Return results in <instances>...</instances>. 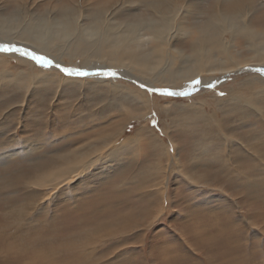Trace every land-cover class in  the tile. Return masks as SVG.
<instances>
[{
    "label": "rangeland",
    "instance_id": "obj_1",
    "mask_svg": "<svg viewBox=\"0 0 264 264\" xmlns=\"http://www.w3.org/2000/svg\"><path fill=\"white\" fill-rule=\"evenodd\" d=\"M77 1H81L84 7L81 9L87 16L83 20L85 25H90L97 14H102L103 17L106 8L104 3L102 5V0H0V16H6L9 20L21 2V6L27 10L20 9V13L17 14L19 17L16 18L17 23L12 20L10 26L27 25L28 17L24 13L34 15V19L39 23L47 21L48 15L63 18V15L71 14L72 19V16L80 14L77 10L80 8ZM136 2L141 0H127L126 4L132 6ZM139 10L136 12L134 10L130 14L140 13ZM142 11L147 13L144 8ZM122 16L120 18V15H116V20L130 19L128 15ZM253 22L258 26L264 25V10L256 15ZM42 31L46 32L45 29ZM14 43L16 44V41ZM35 51L31 50L33 53ZM6 54L11 64L19 65L16 58V54L21 56L19 53ZM25 56L41 69L46 68L56 74L78 78L62 71L66 65L58 63L48 55H38L55 62L48 67L37 64L35 60ZM67 66L77 70L76 65ZM98 68L94 72L93 69H89L87 78L106 71L102 66V69ZM253 72H257V69ZM23 80L11 79L0 82V119H5L8 117L7 112L17 109V100H21V95L17 94L15 83L20 84L22 88ZM226 80L227 78L213 84H204L205 86L198 88L195 94L185 93L180 96L179 93H174L170 96L174 95L178 102H182L183 99L186 101L206 97L208 99L212 95H219V90ZM3 84L6 85L1 86ZM11 84L13 85L10 86ZM69 88L65 86L64 94L62 93L55 101L57 110H54L53 106L46 111L40 108L41 100L47 102L55 91L54 85L49 82L41 83L25 100L28 108L24 111L23 123L34 120L33 110L37 113L39 110L42 113L39 119L42 123L38 122L36 126L33 124V127L35 126L33 129L44 131L46 121L51 126L48 132L34 136L35 140L32 139L31 128L28 133L31 137H27L26 130L23 131L22 127L17 125V115L11 120L14 122L12 126L8 122L0 121V128H6V132L2 138L0 137L2 154L0 160L3 161H0V264H264V169L258 168L259 161L264 164V118L251 114L245 120H241L246 123L244 126L241 121L231 120L229 121L231 124L228 122L226 124L229 125L220 127L230 131L237 138L233 147L241 153L243 159L239 163L241 164L239 172L245 171L252 179V183L241 179L240 182L235 178L237 172L230 173L229 170L228 174L218 161V158H224L228 151L225 141L217 142L216 138L221 133L219 130L213 129L212 135L210 133L206 137V127L203 125L194 126L189 121H179L181 119H176L177 122L173 125L164 119L163 115L159 117L155 113L148 121L145 118L132 119L136 113L124 116L111 107L102 109L98 114V107L103 101L107 102L109 97L118 100V93L100 92V97L99 94L84 89V95L72 100L75 91ZM153 94L155 93L150 92L149 96ZM121 101L128 112L131 108L124 100ZM66 104L74 106L66 107ZM159 104H164V100L160 99ZM75 120L77 123H73ZM125 120L126 122L129 120V123L122 132V140L134 136L143 124H147L151 131L142 133L143 135L138 137L140 140L136 139L131 153L126 152L124 144L122 150L125 152L121 150L122 154L119 155L121 163H116L112 158L111 163L98 167L97 171L88 172L90 174L86 181H75L70 189L69 184H65L47 195L45 188L39 191L37 187L29 185L28 192L26 191L25 178L27 175L32 177L35 173L31 171L34 167L32 163L40 165L50 160L54 147L60 148L62 145L61 148L68 149L67 135L71 133L70 140L76 143L84 137L83 144L90 147L100 132H106L117 124L121 128V125L123 127L126 123ZM13 127L20 129L18 130L20 142L15 144L8 140L9 131H12ZM23 138L28 139L24 141ZM239 138L242 139L247 151H239L236 148L238 142H241ZM121 139L118 143L122 141ZM204 140H208L209 143L202 149ZM32 141L33 151L28 154L27 149L23 150L25 148L23 146ZM16 147L18 150L13 151L12 148ZM234 149L231 151L236 153ZM176 154L177 156L173 158ZM230 155L235 157V154ZM253 183L256 184L255 187ZM36 191L41 193L37 195L35 202L31 196ZM57 191L60 193H56ZM85 191L88 193L81 194ZM152 197H156L153 208L156 206L159 211L157 214L153 211L154 215H147L146 210L150 207L149 201H153ZM97 212L98 215L95 214ZM119 216L127 217L123 221Z\"/></svg>",
    "mask_w": 264,
    "mask_h": 264
},
{
    "label": "bare ground",
    "instance_id": "obj_2",
    "mask_svg": "<svg viewBox=\"0 0 264 264\" xmlns=\"http://www.w3.org/2000/svg\"><path fill=\"white\" fill-rule=\"evenodd\" d=\"M102 1V5L104 3V8H106L103 11V17H101L102 14H97L90 25L83 23L87 16L83 14L82 9L84 7L81 1H77V6L80 7L77 10L80 14L72 16V19L71 14H68L69 16L63 15V18L46 15L47 21L43 20V22L39 23L37 19H34V15L24 13L28 17L27 25L15 26L14 24L10 26L11 21L16 22V18L19 17L17 14L20 13V9L27 10V8L21 6V2L17 11L10 16L9 20H7L6 16H0V44L7 43L10 45L12 43L14 46L24 48L30 52L31 50L34 52L35 49L37 55H48L58 63L66 65L65 67H68V69L71 68L67 65H76V69L79 71L88 72L89 69H93L94 72L100 67V69L111 70L115 73L114 76L93 74V76L90 75V78L71 75L78 77L74 78L50 72L46 68L41 69L26 56L22 57L18 54H16V58L19 65L15 66L7 59L8 54L0 53V82L3 80L24 79L22 88H20V84L17 85L15 83L17 94L21 95V100H17L18 104L17 106L15 105L17 109L7 112L8 117L0 119L1 123L8 122L12 126L14 122L11 120L14 115H17V125L22 127L23 131L26 130L27 137H31L28 134L30 128L33 131V140H35L37 134L48 132L51 129L48 121L43 126L45 128L44 131L41 130L39 132L33 129L38 122L42 123V120H39L42 115L39 110L38 113L33 110L32 117L34 120L26 123L22 121L24 111L28 108L25 100L44 82L52 83L55 89L47 102L42 100L40 102V108L45 111L51 106H53L54 110H57L58 107L55 101L61 97L62 93L64 94L63 88L65 86H69L70 90L75 91L72 100L84 95V89L86 91L89 89L93 93L99 94V96L100 92L107 94L118 93V100H113L108 96L107 102L103 101L101 105L99 104L98 108L101 109H98L97 113L99 114L102 109L105 110L111 107L118 114L130 115L136 113V116L132 119L143 120L145 118L147 121L155 113L159 117L163 115L164 119L172 122L173 125L177 122L176 119L189 121L194 126L203 125L206 127L207 132L205 136L210 133L212 135L213 129L219 130L218 132L221 133L216 138L218 139L217 142L225 141L228 148L224 158H218L220 164L222 163V169L226 170L228 174L232 171L234 173L237 172L235 178L244 182L251 181L252 183V179L245 171L239 172L241 167L239 163L243 159L240 155L241 153L233 147V143L237 138L230 131L223 130V127L222 129L220 127L225 126L231 120L236 122H240L242 119L245 120L251 114L264 118V75L260 71L253 72L255 69L264 70V25L258 26L253 22L256 15L264 10V0H141V2H136L132 6H127V0ZM73 4L75 5V2ZM141 8H144L147 13L145 14ZM134 10L135 12L139 10L140 13L130 14ZM116 15H120V18L123 17L122 15H128L127 17L129 18L130 16V19L116 20ZM24 20L23 22H25ZM258 23L260 24V22ZM44 29L46 32L42 31ZM13 41H16V44ZM10 54L14 55L13 53ZM225 78L227 80L219 90V95H210L211 97L208 99L207 97L196 100L189 98L191 101L183 99L182 102H178L174 99V95L165 94L166 92L186 93L188 95L194 92L195 94V91L202 85L223 81ZM93 79L94 81H91ZM196 81H199V83H196ZM17 82L20 83L19 81ZM4 85L6 84L1 86ZM49 87L52 88L53 86L49 85ZM78 89L79 94H77ZM150 92L155 94L149 96ZM160 99L164 100V104H159ZM121 100H124L131 108L128 112ZM71 106L73 107L74 105L66 104V107ZM46 113L48 116L49 112L47 111ZM126 118L129 119L128 116ZM47 120L49 119L47 118ZM63 120L65 121V119ZM69 122L71 124V121ZM73 123H77V121L75 120ZM128 123L129 120L124 124L126 125L125 127L123 125L124 129L122 125L120 128L117 124V126H112L106 132H100L90 147L83 144L84 137L80 138L76 143V141L70 140L71 133L67 137L64 136L69 141L68 149L61 148L62 145L60 148L57 146V148L50 147L54 151L50 154V160L45 163L42 162L40 165L36 162L32 163L34 167H32L31 171H35V173L32 177L27 175L24 188L27 192L29 185L37 187L39 191L45 188V194L49 195L52 191L59 189L60 186L65 184H69L70 189L71 184L75 183V181H86L90 174L88 172L97 171L98 167L111 163L112 158H114L116 163H121L119 155L122 154L121 150L123 147L126 145V152L131 153V149L137 141L136 139H139L138 137L142 136V133L151 131L147 124H143L134 136L122 140V132L127 128ZM241 123L242 126L246 124L242 121ZM28 124L30 126H27ZM33 124L35 125L34 127ZM164 127H166V124ZM7 130L9 131L8 128ZM18 130H20L18 127H13L12 131H9L8 140L12 144L20 140ZM5 132L6 128H0L1 138ZM188 133L190 134V132ZM205 136L203 139H205ZM23 139L26 141L28 138ZM120 139L122 141L118 143ZM241 140L239 138V141ZM208 143V140H204L201 146L202 149H205ZM32 145L33 141L27 146H23L25 147L23 150L27 149L28 154H31L29 152L33 151ZM201 147L199 146L198 148L201 149ZM244 147V143L241 141L240 143L238 142L236 148L239 151H247L246 147ZM12 149L13 151L18 150L17 147ZM232 149L236 150V153L232 152ZM2 153L4 154V152ZM230 154H235V157ZM23 155L25 157V154ZM173 156L175 158L177 154ZM221 156L219 155V157ZM253 158L257 159V157ZM174 160L178 162L177 159ZM258 164V168L262 167L264 169L262 161H259ZM231 179L233 178L231 177ZM40 193L37 191L34 194L32 193V201H35ZM56 193L60 192L57 191ZM83 193H88V191L81 194ZM155 198L152 197L153 201H149L150 207L146 210L147 215L152 214L153 211L157 214L159 211L156 206L153 208ZM95 214L98 215V212ZM125 218L119 216V219L123 221ZM31 222L35 223L34 221Z\"/></svg>",
    "mask_w": 264,
    "mask_h": 264
},
{
    "label": "snow or ice",
    "instance_id": "obj_3",
    "mask_svg": "<svg viewBox=\"0 0 264 264\" xmlns=\"http://www.w3.org/2000/svg\"><path fill=\"white\" fill-rule=\"evenodd\" d=\"M19 53L21 56H29L31 59L35 60L38 64H41L44 67L50 66L53 62L50 59H47L43 56H38L33 52H29L25 49L18 48L14 45H9L7 43L0 44V53ZM66 74L68 75H77V76H87L89 75L88 72L85 71H79V70H73V69H62ZM257 71H260L262 75H264V70L257 69ZM97 75H105V76H114L115 73L111 71L106 72H98ZM196 83H199V81H196ZM165 94L172 95L174 93L166 92ZM179 94H185V93H179Z\"/></svg>",
    "mask_w": 264,
    "mask_h": 264
}]
</instances>
